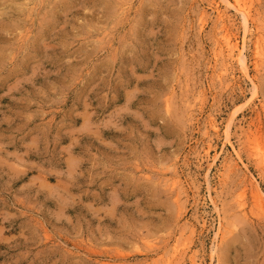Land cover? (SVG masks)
Returning a JSON list of instances; mask_svg holds the SVG:
<instances>
[{
  "label": "rangeland",
  "instance_id": "1",
  "mask_svg": "<svg viewBox=\"0 0 264 264\" xmlns=\"http://www.w3.org/2000/svg\"><path fill=\"white\" fill-rule=\"evenodd\" d=\"M221 1L0 0V264H264V0Z\"/></svg>",
  "mask_w": 264,
  "mask_h": 264
},
{
  "label": "bare ground",
  "instance_id": "2",
  "mask_svg": "<svg viewBox=\"0 0 264 264\" xmlns=\"http://www.w3.org/2000/svg\"><path fill=\"white\" fill-rule=\"evenodd\" d=\"M224 1V0H223ZM221 1V2H223ZM241 1V0H240ZM243 1V0H242ZM241 1V2H242ZM244 2V1H243ZM239 3L238 0L235 1V4L233 5L232 8H234L236 10L237 13H239L243 19V27H244V30L246 32L247 28H248V25L250 23V18H251V15H250V12H249V9L248 7L245 5V3ZM225 3H227L228 5L230 3L226 2L225 0ZM247 3V1H246ZM249 3V2H248ZM232 4H230L231 6ZM217 9V8H216ZM215 9V10H216ZM219 12V11H218ZM221 12V11H220ZM220 14V13H219ZM222 21V20H221ZM223 22V21H222ZM225 25V24H224ZM223 27V26H222ZM227 30V29H226ZM224 30L223 32V35H222V43L224 44V50L227 52V56L229 58H233V57H236L241 66H242V70L243 72L246 74V75H249L248 73V70H247V62H246V57L244 56L243 52V47L242 48H239V46L234 42V39L231 37L230 33L228 31ZM256 39V38H255ZM261 41H260V38L256 39L254 44H253V56H254V59H257L258 57H260V51H261ZM258 61V60H257ZM259 62V61H258ZM254 64V63H253ZM257 64V63H256ZM258 66V65H256ZM255 68V67H254ZM224 70H227V67L225 66L224 67ZM248 72V73H247ZM247 77V76H246ZM248 78V77H247ZM250 78V77H249ZM251 83H253V81L251 80ZM252 87H255V84L252 85ZM254 92V90H253ZM255 93V92H254ZM253 93V94H254ZM252 95V93H251ZM212 127L213 129H215V125L212 123ZM212 129V130H213ZM215 131V130H214ZM228 132V131H227ZM226 130H225V133H227ZM227 135V134H226ZM227 137L228 135L225 137V139L227 140ZM236 152V151H235ZM237 154V153H235ZM252 180V179H251ZM253 182V181H252ZM258 186V185H257ZM260 187V186H259ZM252 188V186H251ZM252 190V189H251ZM209 191V190H208ZM243 193H245L243 191ZM252 201L253 203L255 204V206L261 210L263 213H264V193L262 191H260V189L258 187H255L254 185V190L252 192ZM242 196V195H241ZM244 196V195H243ZM214 199V198H213ZM240 199V196L239 198ZM212 200V199H211ZM242 201V200H241ZM240 202V201H239ZM214 204L217 205V203L213 202ZM237 204H238V201H237ZM245 204V203H244ZM212 205V203H211ZM243 204L240 203V206H242ZM219 206V205H218ZM215 206H213V209H214ZM218 208V207H217ZM243 209H241L242 211ZM219 211V209H218ZM244 211V210H243ZM219 214V213H218ZM219 218V217H218ZM226 228V227H224ZM233 229V228H232ZM220 235H221V222H219V225H218V228L215 232V237L214 239H219L220 238ZM222 237V236H221ZM219 242V241H218ZM218 242H215L218 244Z\"/></svg>",
  "mask_w": 264,
  "mask_h": 264
}]
</instances>
